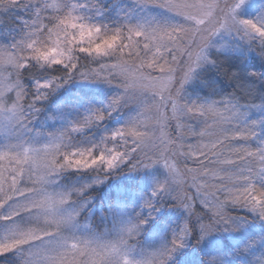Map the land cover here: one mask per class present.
Wrapping results in <instances>:
<instances>
[{"label":"snow or ice","instance_id":"obj_1","mask_svg":"<svg viewBox=\"0 0 264 264\" xmlns=\"http://www.w3.org/2000/svg\"><path fill=\"white\" fill-rule=\"evenodd\" d=\"M0 261L264 264V0H0Z\"/></svg>","mask_w":264,"mask_h":264},{"label":"trees","instance_id":"obj_2","mask_svg":"<svg viewBox=\"0 0 264 264\" xmlns=\"http://www.w3.org/2000/svg\"><path fill=\"white\" fill-rule=\"evenodd\" d=\"M17 15H22V13L18 12ZM85 63H87V62H85ZM240 63H241L240 64V70L243 71L245 74L248 73V72L260 73L262 71L261 66H260L258 61H256L255 63H253L252 61H247V62L241 61ZM96 66H97L96 64H91L90 68H93V67H96ZM55 75H59V73H55ZM221 79H224V83L226 85L227 84V79L223 78V77H221ZM77 82H74L73 84L66 86L64 89L61 90L59 95L60 96H76V95H80V96H87L88 98H91L93 101L97 100L95 97L91 96V94L87 93V91H85L84 88H82L81 85H78ZM227 91H231V89L228 88ZM109 94H111V90L108 91L107 95H109ZM13 95H14V93H13ZM219 98L220 97H215V99H219ZM29 102H30V99H29ZM241 102L245 103L246 101H241ZM256 102L258 103V101H256ZM53 103H55V100H53ZM36 106H37V108L45 107L44 105H41V104H37ZM43 117H44L43 115H40L38 117V121L36 119H34L33 120V124L39 126V124H41V122H42L41 120H42ZM117 122H118L117 114L114 113L113 117L109 119V121L107 122L106 126L109 127V128L114 127V126H116ZM45 127L46 126H44L43 129ZM201 127H203V125H201ZM52 130H53V127L48 128V126H47L46 129H44L43 131L45 133H47V132L52 131ZM94 134H96V133H94ZM119 182H120V178L119 177H114V178H112V182H111L110 185H101V186L98 187V189L95 192H90L89 193L90 198H94V200H93V211L95 212V216L91 217V216H88V214H85V215L80 217L81 223H83V224H89L90 223L93 226V228L98 230V231L104 229L105 225H99V219H100L101 211H102L103 207L106 205V203H107V201L109 199V194L116 191V185ZM147 186H148V184L146 182L144 187H147ZM220 199L223 200L224 196L220 195ZM195 207H196V211L198 213H208V214H210L209 211L207 212V211H204V210H200L196 205H195ZM234 214L243 215L244 213L237 212V213H234ZM165 215L169 218L170 221H176L179 218V216H180V212L176 211V210L167 211L165 213ZM97 225H99V228H97ZM217 235L220 236V237H225V235H223L222 233H220V234L218 233ZM189 252H191L193 256L196 254L194 249H189ZM0 264H3V261H0Z\"/></svg>","mask_w":264,"mask_h":264},{"label":"rangeland","instance_id":"obj_3","mask_svg":"<svg viewBox=\"0 0 264 264\" xmlns=\"http://www.w3.org/2000/svg\"><path fill=\"white\" fill-rule=\"evenodd\" d=\"M240 63V62H239ZM241 64V63H240ZM92 69H95L96 71H99V68H98V66H96V67H93ZM78 83V85H81L82 86V88H84V90L85 91H87V93H89V94H91V96H93V97H95L97 100L95 101V102H101V101H103L104 100V98L107 96V94H108V91H110L111 89H110V87L109 86H107V85H103V84H98V85H85V84H83V83H81V82H77ZM110 95V94H109ZM42 122H41V124H44V126H48V128H50L49 127V125H52L53 124V122L51 121V120H49V121H47L46 123H45V121H44V117L42 118V120H41ZM46 127L44 128V129H46ZM43 129V130H44ZM53 130H54V128H53ZM52 130V131H53ZM193 193H195V189L193 188V189H191V191H189V195H192ZM200 210H204V211H209V213L211 214V211H214V209H210V208H205L204 207V205H203V203H201V198L199 197V196H197V199H196V204H195ZM220 234V233H219ZM223 235H225V236H227V234L226 233H222ZM229 239L231 238L232 239V237H228Z\"/></svg>","mask_w":264,"mask_h":264}]
</instances>
